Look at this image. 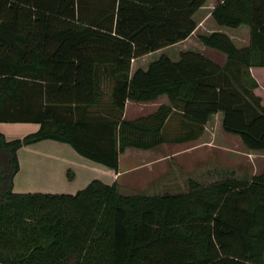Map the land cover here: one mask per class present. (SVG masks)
Segmentation results:
<instances>
[{"label":"trees","instance_id":"obj_1","mask_svg":"<svg viewBox=\"0 0 264 264\" xmlns=\"http://www.w3.org/2000/svg\"><path fill=\"white\" fill-rule=\"evenodd\" d=\"M209 0H0V123L38 124L0 133V264H264V173L178 194H123L93 180L76 194H16L18 153L52 140L116 173L127 149L153 150L176 110L198 140L213 116L250 151H264V106L250 70L264 68V0H224L211 17L250 29L238 48L215 32L200 42L227 57L162 56L131 76L132 62L182 43ZM112 82L113 111L90 115ZM166 96L154 114L124 119L126 103ZM70 178V175L68 174Z\"/></svg>","mask_w":264,"mask_h":264},{"label":"rangeland","instance_id":"obj_2","mask_svg":"<svg viewBox=\"0 0 264 264\" xmlns=\"http://www.w3.org/2000/svg\"><path fill=\"white\" fill-rule=\"evenodd\" d=\"M218 0H210L205 10H210ZM209 12V11H207ZM204 11L197 16L199 30L187 43L165 49L140 62L142 68L167 56L178 61L183 52H196L206 55V52L215 51L205 47L199 37L219 32L228 36H236L237 29L218 26L211 15ZM249 30L247 26H244ZM241 37L244 36L242 33ZM147 63L149 65H147ZM148 66V67H147ZM108 87L106 88V91ZM110 92V91H109ZM166 98V97H165ZM221 113L213 116L203 135L196 142L189 144H173L176 139L185 136L186 131L182 124L181 114L176 110L165 132L168 145L158 150L156 165L148 167L144 163L151 156L145 158L135 156L138 150H130L121 161L120 170L124 180L123 194L154 195L178 194L187 192L189 181L195 180L202 185H208L229 178L251 179L252 176L264 173V153L248 150L238 136L229 135L222 127ZM134 118L129 115V119ZM7 128L9 139H20L23 130L16 124H2ZM46 185V181H41Z\"/></svg>","mask_w":264,"mask_h":264},{"label":"crops","instance_id":"obj_3","mask_svg":"<svg viewBox=\"0 0 264 264\" xmlns=\"http://www.w3.org/2000/svg\"><path fill=\"white\" fill-rule=\"evenodd\" d=\"M223 1L224 0H218V2L214 4L210 10H205L204 8L207 5L208 3L207 2L195 14L194 16L195 21H197V16L202 11H204L205 14L206 13L209 14L210 17L213 9ZM243 27L244 26L237 29L238 34H235L236 36H229L230 39L234 42V44L238 48H245L248 47L250 44V29L248 30ZM198 30H199V25L197 24L196 32L186 41L179 44L187 43L193 36L197 34ZM241 33L244 36L241 37L240 35ZM179 44H176L174 46H177ZM163 50L133 60L131 67V76H133V74L137 70H147L148 68L147 69L142 68L139 63L143 62V60H146L147 58ZM205 56L213 60L221 67L225 66L227 62V57L224 54H221L217 51L206 52ZM147 65L149 64L147 63ZM250 72L252 77L259 84V87L255 90V94L256 96L262 99V105L264 106V68L251 69ZM112 86L113 83L108 82L107 90L111 91ZM109 91H106V95L103 98L104 100L103 104L97 109L90 110L91 112L90 115L97 117H108L109 115H111L113 111V105H112L111 93ZM165 97L166 96H162L157 101L149 102V103H136V102L128 101L125 107L124 119L127 121H132L138 118L147 117L149 115L154 114L162 105H169V100L167 97L166 98ZM129 115L134 118L129 119ZM172 117L170 118V120L166 125L165 132L168 128V125ZM221 120L223 122V117ZM2 124L5 123H0V133H2L8 141L15 140L12 138L11 139L8 138L7 130H5L7 127ZM16 125L19 126L20 128L19 130H23L22 134H20L19 136L21 138H23L28 134L35 133L40 129V126L38 124L20 123ZM207 125L205 129H207ZM198 140L186 142L183 144H189L192 142H196ZM173 144L178 145L182 143L173 142ZM166 145L168 144H165L163 146H160L159 148L148 151L138 150L135 153V156H139L141 157V159L145 158L146 155L151 156L152 158H150V160L148 161H145L144 163L148 167L149 166L153 167V165H156V156L158 155V150H160ZM130 150L133 149H127L125 153L120 156L119 170L118 173H116L115 171L101 164L95 163L87 158L80 156L68 144L47 140L31 146L24 147L18 153L19 162H20V171L15 177L13 192L16 194L43 193V194L74 195L78 191L86 188L93 180H100L101 182L107 185H112L113 183L116 182L119 186L120 191H122L123 183L124 181L127 180L126 179L124 180L120 170V166L124 156ZM261 153H264V151H261L260 154ZM68 174L70 175V178L68 177ZM253 176H255V174ZM42 180L46 181V185H43L41 183Z\"/></svg>","mask_w":264,"mask_h":264}]
</instances>
